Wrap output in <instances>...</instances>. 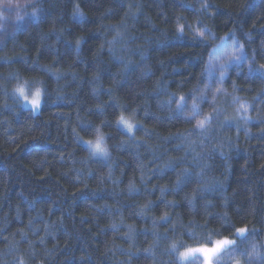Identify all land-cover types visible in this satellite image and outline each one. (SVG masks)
<instances>
[{"label": "trees", "instance_id": "1", "mask_svg": "<svg viewBox=\"0 0 264 264\" xmlns=\"http://www.w3.org/2000/svg\"><path fill=\"white\" fill-rule=\"evenodd\" d=\"M11 2L21 6L33 3L44 12L38 25L31 15H25L32 8L19 12L23 20L16 19L17 12H10L4 14L6 22L0 21V40L7 41L0 56L13 57L7 64L0 62V261L16 264L14 258H19L24 264H121L128 261L131 251V264H160L161 259H171L161 257V253L172 237L182 235L178 226L192 227L190 221L207 222L208 229L219 230L217 239L229 236L232 230L218 218L225 212L237 227L246 223L259 231L250 240L264 242V132L260 131L264 124L250 122L247 136L243 127L238 132L236 127L222 129L219 125L225 116L237 117L238 105L231 100L232 81L245 89L235 94L249 102L260 83H246L235 70L224 82L227 95L217 97L221 115L214 121L212 138L203 150L210 165L208 176L223 181V187L198 194L192 208L184 196L195 183L183 191H173L175 171L160 168L169 156L184 155L183 149L177 148L181 141L169 134L190 125L170 120L167 109L159 103L167 99V92L188 94L204 86L202 69L214 53L213 46L221 37L227 39L225 34L231 35L230 30L250 55L256 50L258 64L264 63V0H211L219 7L199 14L181 7L180 0ZM203 2L187 0L195 8ZM76 4L85 14V23L73 16ZM178 15L183 17L181 24L201 30L207 25L216 39L209 37L201 44L191 38L187 27L184 37H177ZM14 28L18 31L12 38L9 33ZM118 32L122 38L112 47L124 63L113 59L107 43ZM243 32H251V41ZM78 37L83 40L77 54ZM125 64H129L127 69ZM146 68L151 69L148 76L142 75ZM241 71L247 72V62ZM10 73L18 74L21 80L43 81L47 97L38 112L19 107L12 96L17 80L9 79ZM220 86L214 83L212 89ZM58 95L63 99L58 100ZM202 107L210 110L209 104ZM121 112L129 117L135 112V120L142 122L138 123L135 143L115 125ZM249 115L256 112L250 110ZM239 123L243 125L242 120ZM98 124L108 134L112 158L108 164L98 159L85 164L81 159L87 154L85 141ZM225 136L236 145L225 148L227 160L210 150V145ZM121 141L127 143L120 146ZM130 182L135 191H129ZM162 186L166 187L163 195ZM149 201L151 206L141 214L140 207ZM167 201L176 205L166 206ZM209 201L211 205L205 207ZM165 211L172 219L154 227L153 219ZM172 223L176 231H169V239H161L154 248L155 261L149 253L135 251L149 247L153 233H164ZM129 226L135 229L131 240L125 235ZM184 239L188 241L187 236ZM10 243L17 245L12 251ZM238 243L241 248L248 246V241ZM187 244L197 246L196 242Z\"/></svg>", "mask_w": 264, "mask_h": 264}, {"label": "snow or ice", "instance_id": "2", "mask_svg": "<svg viewBox=\"0 0 264 264\" xmlns=\"http://www.w3.org/2000/svg\"><path fill=\"white\" fill-rule=\"evenodd\" d=\"M181 7H187L193 12L199 14L200 12L207 11L211 7H219L214 5L211 0H204L199 8L193 7V5L188 4L187 0H180ZM131 7V5L129 6ZM139 7V5L137 6ZM32 8L33 11L28 14L25 12V15H31L34 22L38 25L42 22V16L44 9L37 8L33 3H27L23 6L19 4H13L11 0H0V21L6 22L8 17L4 15L5 13L17 12L16 19L23 20L24 16H21L19 12L22 9ZM73 16L77 18L79 23H85L86 17L85 14L81 11L79 4L74 5ZM183 17L177 16V25L175 29V35L179 38H183L185 35V27L189 29L192 36L191 38L194 41H199L201 44H206L208 38L216 39L214 33L208 28L207 25L203 26V30L194 28L190 24H181L180 21ZM16 31L18 28L9 33V36L12 38L15 37ZM231 35L225 34L227 39L224 37L220 38V43L214 45L215 52H221L224 49H230L227 57L221 62L220 56H213L210 53V60L206 62L202 72L201 77L204 78L206 83L203 87H196L188 94L177 93V92H167V85H164V91L167 92V99L160 101L159 103L167 109V116L172 121L183 122L190 125L189 128H185L183 131L177 130L176 133H170L169 136H175L181 141V144L177 145V148L183 149L184 155L180 157H171L169 156L164 164L160 165L161 169L170 168L175 171L176 179L171 185L173 191H183L185 188L193 185L191 193H185L184 200L187 202L190 208L195 206V201L198 194L212 192L223 187V181L217 179L216 177L208 176L210 171V165L205 162L203 156V150L206 147V141L210 140L211 133L214 131L213 123L217 121L221 115V109L217 105V97L220 94L227 95V90L223 87L225 81L231 79V73L233 70L236 71L237 76L243 75V79L246 83L248 82H259L261 87L257 91L256 95L252 97V101L243 99L239 95H236L238 91H244L245 89L241 85L237 84L235 80L232 81V92L234 93L231 97L232 103L238 105L236 108L237 117L225 116L223 120H219L220 128L230 129L236 127L239 132L240 128L243 127L245 130V135H248L247 125L255 120L259 124H264V63H257V52L255 49H252L251 55L249 54V49L245 44L241 43L240 39L235 35L234 30H230ZM246 40L251 41V32L242 33ZM122 33H117L112 40L107 41L113 59L118 60L121 63H124V58L122 56H117L115 49L112 47L115 43L122 38ZM83 40V37H78L76 40V51L77 54L80 51V45ZM231 40V44H229ZM6 40H0V49H3L6 46ZM15 55V54H14ZM143 55V53H141ZM230 57V58H228ZM195 59V57H192ZM261 59H264V39L261 40ZM13 60V57L3 55L0 56V62L9 63ZM247 62V72L243 73L241 70ZM125 69L129 67V64H125ZM49 71H51L49 69ZM151 72L150 68H146L142 75L148 76ZM56 79L60 77L53 73ZM9 79L17 80L15 87L12 89V96L17 101L19 107L23 108L25 105L29 106L31 111H39L43 104L46 101L47 90L44 86L43 81H37L35 79H24L21 80L18 74L10 73L8 76ZM182 83V82H181ZM218 83L221 86L212 89V85ZM159 84V81H157ZM250 87V84H249ZM95 91V89H93ZM157 95L160 94L159 89L156 90ZM211 93V97L209 96ZM58 100H62V96H57ZM257 102H260L258 106ZM209 104L210 110L205 111L202 107L203 104ZM175 107H172V105ZM7 107V105H5ZM117 107H123L122 105H117ZM252 110L256 112L255 116H250L249 111ZM135 114V113H134ZM243 121V125L239 121ZM102 123H104L102 121ZM142 123L134 121L131 117L126 116L123 112L115 120V125L117 128L126 135L129 136V139L135 143L136 137H133L131 134L138 131L137 124ZM261 132H264V128L260 129ZM195 136L197 139H192ZM80 139V137H77ZM167 140L168 137H165ZM231 137L225 136L221 140H218L217 143L210 145V150L216 152L221 159L227 160L228 154L225 151V148H234L235 144L231 142ZM224 140H227L228 143L225 145ZM87 145H90V141H85ZM127 141H121L120 146H124ZM200 148L201 151L196 149ZM96 151H103L101 148L100 142L97 141L95 145ZM107 155V153H105ZM179 165H184L183 167H178ZM226 165V169H227ZM79 179V176H77ZM153 187H156L155 185ZM135 186L130 182L129 191H135ZM166 190L165 186L160 187V192L163 195ZM228 197H224L225 206H227ZM152 202L149 201L148 204L140 207V213L143 214L151 206ZM175 201H167L166 206H175ZM211 205V201L205 204V207ZM218 218L223 221V225L227 226V229L232 231L229 233V236H222L221 238H215L220 236V232L217 229H208L207 222L204 224L196 223L195 221H190L192 227L190 229L186 228L187 235L191 240L196 242L197 246H189L186 242L183 241H172L169 243L162 251L161 257H169V260L161 259L160 264H224L225 257L227 259V264H234L236 258L239 257L241 264H264V244H259L254 240H250V237L259 235V231L255 227H249L248 224H244L241 227H237L232 220L229 218L228 214L225 212L218 214ZM172 219L169 212L165 211L161 216L153 219V226L157 223L168 224ZM31 222V221H30ZM111 227L113 230H117V225L112 224ZM202 229L201 232H197L195 229ZM176 224L172 223L168 228L164 230V233L154 232V240L149 245V247L141 250L136 249V252L143 251L149 253L153 260L156 259V253L154 248L159 245L161 239L168 240L169 237L167 233L169 231L175 232ZM226 229V230H227ZM135 229L132 226H129V230L125 233L129 239L134 238ZM230 237H235L230 238ZM248 241V246L246 248H241L238 243ZM17 247L16 244H9V251H12ZM128 261H122L121 264H131V258L133 253L129 251ZM16 259V264H24L22 259ZM0 264H4L3 261H0Z\"/></svg>", "mask_w": 264, "mask_h": 264}, {"label": "clouds", "instance_id": "3", "mask_svg": "<svg viewBox=\"0 0 264 264\" xmlns=\"http://www.w3.org/2000/svg\"><path fill=\"white\" fill-rule=\"evenodd\" d=\"M135 112L132 113L131 118L135 120ZM139 127V124H137V128ZM133 137H135V132L131 134ZM87 141H90V145H87V154L84 157H81L82 161L87 164L89 160L92 159H98L104 164H108V162L112 158V146L108 142V134L103 130L101 125H96L93 129V135L91 138H87ZM97 141L100 142L101 148L103 151H96L95 145L97 144ZM107 153V155H105ZM182 229V235H177L171 238L172 241H183L186 243L194 242L189 238L186 232V228L190 229L188 225H182L178 226ZM176 231V229H175ZM188 237V241H185L184 237ZM171 243V242H170ZM259 244H264V242H260ZM234 264H241L240 258L237 257Z\"/></svg>", "mask_w": 264, "mask_h": 264}, {"label": "rangeland", "instance_id": "4", "mask_svg": "<svg viewBox=\"0 0 264 264\" xmlns=\"http://www.w3.org/2000/svg\"><path fill=\"white\" fill-rule=\"evenodd\" d=\"M228 42H229V44H231V40H229ZM229 51H231V50L230 49H224L221 52H215V50H214L213 56H220L221 62H223V60L227 57V54ZM228 58H230V57H228ZM25 107H29V106L25 105ZM34 112H37V111H34Z\"/></svg>", "mask_w": 264, "mask_h": 264}]
</instances>
